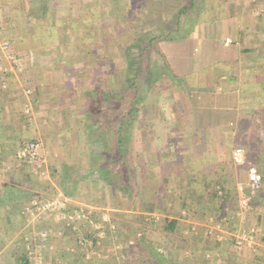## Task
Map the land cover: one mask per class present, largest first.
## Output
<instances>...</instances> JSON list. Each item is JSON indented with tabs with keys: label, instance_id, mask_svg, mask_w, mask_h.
<instances>
[{
	"label": "rangeland",
	"instance_id": "obj_1",
	"mask_svg": "<svg viewBox=\"0 0 264 264\" xmlns=\"http://www.w3.org/2000/svg\"><path fill=\"white\" fill-rule=\"evenodd\" d=\"M9 1L11 2V0ZM18 1H19L20 11L22 9L25 10V6L23 5L21 6V4H23L21 3V0H18ZM72 1L76 3L75 10L79 11V9L80 10L87 9L88 6L90 8L93 7V2L100 1V0H81L80 2H78V0H57V5L58 7H66V6H69V4L72 3ZM202 5H203V8L200 9V11L194 10V11L189 12V14L191 15L189 16V18L191 17L190 18L191 24H190L189 29L187 30L188 35L184 36L183 38L174 39L175 46H169L168 43L170 42L171 39H165L164 37L161 36L160 39L154 43V46L160 50H157L154 46L152 47L150 46V48L148 49V52H146L145 60L141 64L143 69L146 70L148 67H151V68H156V66L164 67L163 63L167 62L169 64V67H171L173 71H171L172 81L171 79H168L170 80L168 81L167 78H165L166 80H164L162 84L156 87L155 90L152 91L149 96L144 98V100H143L144 96H141L137 99L138 100L137 109H139V111L137 112L136 120L134 122L133 121L131 122L129 134H128V140H127V144L131 148V156H126V158H124L131 165L130 166L131 168H129V170L131 171V174H130V179H129V184H128L129 185L128 187L131 188L130 196L132 195L133 197V199H131V202H128L127 199H125L124 201L120 199L121 196H119V193L121 192L117 189V187L115 186V183H112L113 181H115L117 182V184L118 183L120 184L124 179L123 177L120 178V173H119V169L121 168V163L113 160L114 151H111L112 149L109 150L107 148L105 152H103L104 150L100 144V141H97L98 140L97 137L99 135L103 136L105 133H106L105 134L106 137L110 135L109 130L112 131L111 129H113L114 126L111 125L108 130L107 129L102 130L104 134H100L99 131L97 132L94 126L93 127V131H95L93 132L94 135L90 136L89 139H84L83 135L80 137L79 132L74 128V126L70 127V124L71 125L73 124L72 122H74V120L79 117L77 115L78 114L81 115L82 113L81 111L82 109H84L80 106H81L82 101H84L86 97L83 96L81 92L76 93L75 88L73 87L65 88L66 89L65 92L68 93V96L66 97L59 96L58 100L55 99V101L53 102H48L46 106L47 108L45 107L46 109H44V113L42 112L43 115L40 114L41 117L42 116L46 117V115H50V120L53 121L54 127L55 126L60 127L61 124H64V128L60 129L58 133L54 132V134L50 136L45 135L44 143L43 145L40 144V147H39L40 154L44 156V158L48 157L47 161L50 164V166L53 165L56 167V172H54L53 174L54 176H52V171H51V168L49 167L50 176L54 179V183H56V185L52 186L53 189H51L50 187H47L48 180L46 181L43 180L46 177L39 178L37 175V178H39L40 180H37V185L34 183L32 186L33 189H35L34 195L35 193L37 194L41 193V194H45L43 196H48L46 194L50 193L54 195L56 193H62L68 197L72 196L73 198H76L77 200H82L85 204L87 203L93 206L101 207L103 210V213L101 212L99 215L95 216L94 218L97 220L95 222L102 225L100 229L104 231L103 236H100L98 228L94 226H90V225L87 226L85 225L87 224L85 222L83 223V225H81L82 224L81 223L80 227L77 226L75 229L80 232L79 233L80 236H84L85 234H88V235L91 234L93 236L91 237L92 239L100 240V243H101V240H106L107 228L110 229V225L112 223L115 224L114 221H116L117 222L116 227L118 226V228H115L114 232L109 231L110 242L106 241V243L103 245L105 252L107 253L111 254L116 251L115 256H114L116 259L115 264H120V262L121 264H154L153 261L151 262V260L150 262L148 261H146L145 263H141V262H143L145 259H150L149 258L150 257V254H149L150 247L155 246L157 248H160L159 249L160 251H164L165 248H167L169 239L171 238L170 236H167L164 233H162L161 230H159L155 225L148 224L150 216L157 218L158 215H153L152 213H149L148 211V214L146 213L147 215L146 219H144L145 221L144 223H142L141 220H138V217L134 216L136 215L135 213L137 212V210H134L133 208L131 210V209L122 207L123 204L126 205L127 203L128 205H132V207H137L141 204H147L146 206H151L153 205L152 204L153 193L159 192L160 194H162L163 192H165V188L169 186V184L171 183H173V185L176 184L175 189L178 190L180 185L182 184L181 183L179 185L176 179L173 180L172 173L175 170L169 173V175L167 174V171H168L167 169H170V168L168 167V163L166 162L167 161L166 159L165 160L163 159V163H162V168L165 174L163 176L162 175L155 176L153 174L154 167L150 166L151 157L154 158L153 154L158 153V152H160L161 155L165 154L166 148L163 147L160 151L156 146L154 150H151L150 148L151 146L149 147L151 142L148 136L150 135L151 130H148V129L154 128V130L156 129L157 131V127L159 126L170 125V123H168V119H172V122H171L172 126L173 125L178 126L179 124L185 125L184 121L182 120L183 118H178V116H175V118H170L167 116L169 112L171 113L178 112V115H179L181 110L182 111L183 110L192 111L194 109L200 117L199 122H202L203 115H208V116L214 115V119H215L216 116L217 117L219 116L218 113H220L222 110L221 106L231 104V101L234 100L233 98L235 97V94L227 95V93H225V88L228 87V85L224 83L226 82V80H222L219 78L220 76L219 73L221 71L222 73H225V71L227 73L228 71V69L223 64V62L217 59L218 57H221L223 53H225V55L229 53V48L226 47L224 43L222 44L220 42L217 43L213 41L212 45L208 44L211 49V53L208 52L207 56L211 59V61L204 60V63H203L204 67L200 68V70L195 69V58H194L195 55L192 53L195 42L193 45H191L192 44L191 38H194L195 36H197V35H194L195 34L194 31L196 32V29H195L196 25L199 26L200 24H203V22L205 21V18L207 19L208 17H210L212 20V19H215L214 18L215 16L219 17L221 14H225V15L226 14H237L239 15V17H241V19H244L245 21L244 23H247V25L250 26L249 29H251L252 31L257 30L258 33L259 32H261L262 34L264 33V0H231V1L207 0L205 2H202ZM5 6H8V5H5ZM8 10L11 11V6L8 9L6 8V11ZM94 12L96 13V23L100 24L101 23L100 22L101 7L100 6L94 7ZM3 15L4 14H2L1 6H0V66H4V64H12V65H17V67H19L18 66L19 63L20 64L22 62L26 63L27 58L25 59L24 55L21 54L22 50H25L26 52H28L29 49L39 51V52L40 51L41 52L50 51L49 52L50 59L49 58L43 59L47 61H50V60L53 61L57 57L58 51H60V53H62V55L64 56L65 61L68 62V65L71 64L70 66L73 68V73L76 72V69H79V70L81 69V71L79 72L80 74L79 77L82 76L84 79H86L87 82H90L89 84L93 83L94 65H92L90 62H89L90 64L86 65L85 67L84 65H81L84 62L85 58L83 57V54L81 52L79 53L77 50H75L74 46H72L69 43L65 44V46H62V44L60 45L61 39L60 37H58L56 38L57 40H54L51 43H58L60 45L59 46L60 48L52 52L49 47V45L51 44L50 41L48 39L46 41L45 39L46 37L40 38V35L35 34V33H38V31L36 30V32H34V30L32 29L34 28V26L36 27L37 23L41 21H38V22L35 21L32 28H30L28 34L26 36L25 35L22 36L20 35V33H18L20 30L19 28L20 25L18 24V22L17 21L8 22L6 21L7 17ZM55 15L57 16L58 14L55 13ZM31 19L32 18L29 19L26 17L25 20H31ZM9 24H10L9 27L4 28V26L9 25ZM128 24L131 25L130 23ZM28 25L31 26L30 23ZM154 26H157L158 31L156 29L154 30L151 29L152 30L151 36H157L160 34L163 35L167 33L165 32L164 27L162 25L154 24ZM154 26H151V28ZM10 27H13L15 36H9ZM253 27H256V28L254 29ZM40 28H43V27H40ZM125 28L127 29L128 33L124 32L123 33L124 37H129V34H132L135 36L136 34L134 32L135 29L132 30L131 26H126V25H125ZM216 32H218L217 35H215L214 31L208 35L212 37L211 40L215 39L216 36L218 35L221 38L222 37L225 38V35L227 34L230 37L237 36L234 26L223 27L221 29H218ZM31 35L36 36V37L31 38ZM100 36H101L100 29L99 30L97 29L95 33V38L99 40ZM251 37H253L252 34H251ZM10 39H13L12 43L9 41ZM150 39H151L150 36L144 38L143 44L141 47H144L146 43L150 41ZM184 39H187V40H184ZM131 40H134L132 36L127 38V40L125 41L131 44ZM6 43L8 44V46L6 49H4V46ZM181 45H184V46H181ZM231 48H233V46H231ZM167 52L171 53V54H168L169 62L167 60ZM29 55L33 57L35 56V58L37 57L36 52H34V54L30 53ZM11 56H14L15 58L12 59ZM38 56H41V54L39 53ZM138 59L139 58L137 55V57L129 58V61L131 60L137 61ZM121 63H124V62H121ZM201 65L202 63H200V66ZM60 67H62L61 68V72H62L63 64L60 65ZM19 69H22V67H19ZM19 69L16 68L17 71H22ZM198 72L201 75H203V79H200V82L203 83L202 85H199L201 83H196L197 80H199V77L201 76L200 74L197 77L195 76L196 73ZM249 72L257 74V77L260 76L262 78L263 76L264 78V69L262 67L260 69L256 67L255 65H253V67L249 70ZM174 74H177L180 77L174 79ZM187 74L191 77L187 78ZM61 76H62L60 78L61 84H63L62 86H65L66 84H65V81L63 80L64 79L63 75L61 74ZM189 78L191 80V84H190V80H188ZM207 79L213 82L209 84L208 81L206 82ZM68 81L72 82L73 80L70 79ZM139 81H140V84L141 82H143L142 79H140ZM192 84L194 85L192 86ZM218 85L221 86V90H217L219 88ZM32 87H34L32 84L25 85V88L27 90L30 89V92H32ZM257 87L259 86H255L254 88H257ZM126 90H128L127 91L128 96L125 99V101L119 105V108L115 112V114L117 115L119 114V116L127 114V108L129 107L130 101L133 97L134 90L132 89L129 90L127 88ZM159 91H161L162 93L157 95ZM240 91L242 93L245 92L243 84H240ZM46 98H48V100L51 99V97H48V96ZM178 100H179V103L177 102ZM263 104L264 103L257 102L256 107H257L258 115H260L262 112V110H259V107H262ZM204 106H209L210 108L208 109ZM108 112H112V111L108 110ZM164 115H165V119H164ZM128 116L130 118V115ZM67 124H69L68 128H66ZM145 131L149 132V134L143 135L142 132H145ZM258 134H257V138L256 139L253 138V140L250 138L251 136H253L251 134H250V137L248 134H244V133L239 134V136H237L238 139L236 142L234 139V141L232 142L230 141L231 143H229L230 145H233L232 154L235 148L237 147L244 148L245 156H246L245 164H248V167L249 165H253V164L247 163L251 161V156L248 153H246L252 149L250 144L255 143V142L258 143L259 145H261L262 142L264 144V132L261 131V133H258ZM187 136L190 138L193 136V139H191V143L189 144L190 149L193 151H191L189 155L197 154L198 156H200V155L205 154L204 156L205 158L201 160V159H198L199 157L197 158V155L194 156V158L190 156L188 158H184L183 156L182 162L186 163V166L182 167L179 170H181V173L183 174L185 172V175L187 176L186 180L191 174H197L198 171L202 170L203 174L209 175L210 179L215 181L216 172H217V169H219L215 165V157H216V146L215 145L217 144L216 140L218 136L212 135V134L208 135V141H206L205 143V146L207 148H205L204 150L201 149L200 147L201 142H199L205 139L204 135L199 136V134L197 133V134H193L192 136H189V135ZM58 137L61 138V141L67 140L72 143L74 142L73 144L76 145V147L73 149H64L65 161H67V166H69V169L66 170V172L69 174L68 177H66L64 173L65 169L62 170V167H61L62 164H60L59 159L57 158L59 156L57 155L56 157V154L55 156H53L52 154L53 152H55L56 148L53 149V147H51L52 146L51 143L53 142L55 143ZM106 139L108 143H110L111 145L113 144L114 146L115 141H116V135L113 134L112 132L111 138L107 137ZM27 141L29 140L27 139ZM173 141L176 142L177 145H179V137L175 136ZM46 142H49V145H46ZM39 143H41V141ZM229 144H228V147H230ZM61 146H63L62 143H61ZM17 148H15L14 146V149L12 150V153H11V156H14V161L16 160L15 152ZM174 149L175 150H172V153H174V157H175L176 155L178 156V152H181L182 149L179 150L177 146H175ZM7 152L10 154L11 151L8 150ZM102 152L104 154H101ZM174 157L173 158L171 157L170 159H175ZM70 159L72 160V162L69 161ZM201 161L202 162L205 161V162L201 164ZM13 163L15 165V163H17V160L16 162H13ZM18 166L19 165H17L16 168ZM5 168L6 167H2V166L0 167V172H1L0 176L4 172ZM98 168H102L104 171L101 172V174L96 173V171L94 172L95 174H90V172L93 169L97 170ZM229 174H230L229 172L225 174L227 178L225 179L229 180L226 183L227 185L231 186L230 180L232 179V177L229 176ZM32 180L33 179H30L31 182ZM233 182H235V178H233ZM20 184L22 186H25V184L23 183H20ZM263 184H264V180H263ZM191 187L195 188V186H191ZM203 189L204 188L201 187V190ZM261 189L262 188H259L254 192L255 196H254V193L251 196L250 202L252 203L250 204V207L247 209H242L241 206L239 205L241 211H239L240 214H238L239 212L236 214L238 216L240 215L239 218L241 219V221L243 220L242 221L243 227L241 226L240 227L241 229L235 232L236 237L237 235H240L241 233L245 231L247 234H249L250 232L254 236L252 239L253 242L251 244L243 243L240 248L237 247L235 239L234 241L227 240L228 242H226L228 252L229 251L234 252V249L236 247L240 255H242L241 257L250 258V257H254V255L257 254V256H255L257 258L254 257L255 258L254 263L252 264H263L261 260L264 258V241L262 240L261 238L262 236H260L258 227H257V225L258 226L261 225V223H259L261 221L259 219V216L257 217L258 219L254 218L257 216V213H260V214L264 213V203H263L264 200L260 192ZM38 190L40 193L38 192ZM199 197H200L199 195L197 196V198L196 196L192 197L193 199L195 198L194 203L195 202L197 203L200 200ZM79 206L84 208L87 211V208L85 206H82L81 204ZM185 208L187 209L188 206L186 205ZM193 208H191L190 215H189L191 216L192 220L200 215L199 212L195 211V208L194 209ZM104 217L107 218L108 221H104L103 220ZM216 217L218 216H214V220L211 221L210 224L208 225L210 227V231L208 232V234L205 233L203 235L204 237H202L201 241L196 240L197 239L196 236L199 237L202 235L201 229L191 228L193 231L192 233V231H189V229L185 228L186 232L184 231V234L188 235L187 236L188 238H185L183 240L186 246V249H183V250L182 248L175 249L173 251V254L171 253V256L173 255L177 256L178 261L182 263H191V262L197 263L198 261L204 263L203 262L205 261L204 252L202 251L201 253H197L193 255L192 251L195 248L200 250L202 247H204V244L207 243V240L211 241L209 236L214 235V233L218 232L215 235L218 239H220V237L222 236L223 237L225 236L224 234H222L223 229H224L223 224H222V230H219V228L217 227V224H219L220 221L216 220ZM261 217H263V215H261ZM102 220L104 222H102ZM141 225L143 226L142 229L144 231L140 230L137 232V228L142 227ZM65 228L68 229L71 227L65 226ZM40 229H46V228L38 227V228H35V231H38ZM123 230H125V232ZM119 233H122V234H119ZM141 233L145 234L146 236L144 243L140 239ZM29 235L30 234H28L27 236ZM178 237L183 238V236H181L180 234L178 235ZM119 238L123 241L126 240V244H123L120 247L115 248L113 245V240L114 239L117 240ZM19 239L20 238L18 236L16 238V241H18ZM130 241H133V243H130ZM212 243L214 244L213 239H212ZM109 244L110 245L112 244V245L109 247ZM126 249L128 251L127 253H124L123 251ZM120 250L122 251V255H124V258L119 257ZM186 250H191V251H189V253L187 254V253H184ZM216 252H217L216 249H214L213 252H210L209 255L207 256V259H209V261L216 262L215 261ZM166 255H169V254H166ZM185 255L187 257H183ZM188 257H190L189 258L190 261H188ZM196 259L197 261H195ZM138 260H142V261L137 262ZM241 263H245V262H241ZM230 264H234V263H230Z\"/></svg>",
	"mask_w": 264,
	"mask_h": 264
},
{
	"label": "crops",
	"instance_id": "obj_2",
	"mask_svg": "<svg viewBox=\"0 0 264 264\" xmlns=\"http://www.w3.org/2000/svg\"><path fill=\"white\" fill-rule=\"evenodd\" d=\"M28 2V0H21V3H23L21 6L29 4ZM17 4L19 5V1ZM0 6L1 12L4 14L3 16L7 17L6 21L8 22H16L18 21L17 19L26 22V17L29 19L31 18L25 14V10H16L15 0H11V2L9 0H0ZM10 6L11 11H6V8L8 9ZM214 18L215 19H212L213 21L210 17L207 19L205 18L203 24H200L199 26L196 25L195 27L196 32L194 31V35L197 36L191 38V45L195 42L192 52L195 55V69L200 70V68L204 67V60L211 61V59L207 56L208 52L211 53V49L208 44L212 45L213 41L217 43L220 42L222 44L224 43V45L229 48V53L227 55L223 53V55L217 59L223 62L228 71L227 73L226 71L225 73H222L221 71L219 73V78L226 80L224 83H226L228 87L225 88V93H227V95L235 94V97L233 98L234 100L231 101V104L221 106L222 110L218 113L219 116H216L215 119L214 115H203L202 122H199L200 117L194 109L192 111L181 110L179 115L178 112H169L167 116L170 118H175V116L183 118L182 120L185 125L179 124L178 126H172V119H168V123H170L171 126H159L157 127V131L156 129L154 130V128L148 129L151 130L150 135H148L151 142L149 145V147L151 146V150H154L156 146L160 151L163 147L166 148V150L164 149L166 152L165 154L161 155L160 152H158L153 154L154 158L151 157L150 166L154 167L153 174L155 176H163L165 174L162 168V163L163 159H166L168 167L170 168L167 169V174L169 175V173L175 170L172 173L173 180L176 179L179 185L182 183L178 190L175 189L176 184L174 183L175 185H173V183H171L165 188V192L162 194L159 192L153 193L152 204L155 205V209H152L149 213L158 215L157 217L169 216L171 218L179 219L181 224V236H183V238H188V235L184 234L185 228L189 229V231H192L193 228L201 229L202 235L199 237L196 236V240L200 241L202 237H204L203 235L205 233L208 234L210 231V227L208 225L214 220V216L220 215L219 217H216V220H219L223 224L224 229L222 234L225 236H222L220 240L215 236L218 232L214 233V235H210L209 237L211 241L207 240V243H205L204 247L200 250L197 248L193 249V255L203 251L205 254V261L203 262L205 264H221L223 261L234 264H252L254 263V259L257 258L255 257L257 254L254 255L255 258H244L241 257L242 255H240L239 251L235 247L234 254L233 251H229V256L223 257L221 256V251L228 252L226 242L234 241V239L236 240L235 232L239 231L241 226L243 227V220L241 221L239 218L240 215H236L239 211H241L239 207V187L244 188V190L248 193L250 192L248 164L239 165L234 162L232 154L233 145H230L229 143L234 141V139L236 142L239 134H248L249 137L251 134L253 136L250 138L253 140V138H257L258 133H261V131L264 132V104L262 107H259V110H262L260 115L257 114L256 107L257 102L264 103V78L263 76L262 78L260 76L257 77V74L249 72L253 65L260 69L261 67L264 69V33H258L257 30L252 31L249 29L250 26L247 25V23H244V19H241V17L237 14H221L219 17L215 16ZM230 26H234L237 33L236 37H230L227 34L225 35V38H221L218 35L215 39L211 40L212 37L208 36L213 31L215 32V35H217L218 32L216 31L218 29ZM19 28L20 30L18 33L23 35L21 26ZM253 28L255 29L256 27ZM251 34L253 37H251ZM227 37L231 38V42H226ZM168 45L175 46L174 40H170ZM231 46H233V48H231ZM28 52L25 50L21 51V54L24 55L25 59L27 58L26 63L22 62V69H19L17 65L12 64L3 63L4 66H0V167H6L0 176V264H23L21 260L23 258L22 253L25 250L26 236L34 233L35 228L38 227L46 228L50 233V245L49 248L45 250L46 264H115L116 259L114 256L116 251L110 254L105 252L103 247L106 241L110 242L108 237H106V240H101V243L99 244L97 243L98 240H96V245L93 246V248H84V246L76 244L78 237L80 236V232L75 228L67 229L63 227L62 222L57 215H48L44 221L36 223L31 221L29 216L23 211V204L34 195L35 189L32 187L33 184L35 183L37 185V180H40L39 178L41 177L38 176L39 178H37V174H35L27 165L23 163L17 161L14 165L13 162H16V160L14 161V156H11L12 150L14 149V146L15 148L19 147L20 144L27 141V139L36 140L38 142L41 141L39 144L43 145L45 135L50 136L54 134V132L58 133L60 129H63L64 124H61L60 127H54L53 121L50 120V115L41 117L40 114L43 115L42 112L44 113V109L47 108L46 106L48 102H53L55 99L58 100L59 96H68V93L65 92L66 87L61 84L60 78L62 77V67H60L57 63H54L52 60H43L49 58L50 51L39 52L29 49ZM34 52L37 53L36 58L35 56L33 57L29 55L30 53L34 54ZM39 53L41 56H38ZM58 53H60V51H58ZM168 54L171 53L167 52V60L169 62ZM200 63H202L201 66ZM16 68L22 71H17ZM200 73H196L195 76L197 77ZM177 77L180 76L177 75ZM188 77L191 76L187 74V78ZM200 79H203V75L199 77V80H197L196 83H201ZM188 80H190V78ZM207 81L209 84L213 82L209 79H207L206 82ZM27 84H32L34 86L32 87V92L30 93H28L25 88V85ZM202 84L203 83L199 85ZM240 84L244 85V93L240 91ZM193 85L194 84H192V86ZM255 86L259 87L254 88ZM218 87L219 88L217 90H221V86L218 85ZM47 96L51 97V99L48 100V98H46ZM177 102L179 103V100ZM204 107L208 109L210 108L209 106ZM68 127L69 124H67L66 128ZM70 127H72L71 124ZM197 133L199 136H205L203 141H199L201 142L200 147L203 150L207 148L205 143L208 141V135L212 134L218 136L216 140L217 144L215 145V165L219 169H217L216 172L215 181H218V183L215 189L220 188L222 185L220 181L223 182V180L227 179L225 174L228 172L230 173L229 176L232 177L230 180L231 186L236 184V195L231 198V201L225 206V209L220 212H212V208H215L218 204L215 205L213 202L212 192L214 186L212 187L209 183L212 181L209 175L203 174L202 170L198 172L201 177L205 178V180H203L204 185L207 186L209 184V188L201 190L202 194L199 197L200 200L197 203H194L195 198L193 199L192 197L196 196L197 198L198 190L188 184L189 180L188 178L186 180L187 176L185 175V172L183 174L181 173V170H179L186 166V163L182 162L183 156L184 158H188L189 156L194 158V156L197 155H189L191 151H193L189 147L191 139H193L192 135ZM142 134H149V132L145 131L142 132ZM187 135L192 137L190 138ZM175 136L179 137V145L173 141ZM53 143H51V147H53V149H57H55V152L52 153L53 156L56 154L57 157L58 155L59 157L57 158L59 159L60 164L67 165V161H65L64 149H73L76 145L73 144L74 142L72 143L67 140L61 141L60 137L56 139L54 144ZM61 143L63 146H61ZM228 144L230 147H228ZM46 145H49V142H46ZM175 146H177L179 150L182 149L181 152H178V156L176 155L177 157H174V153H172V150H175ZM250 146L252 149L250 151L247 150L248 152L246 153L251 156V161L247 163L255 165L264 177V144L262 142V144L259 145L255 142L251 143ZM8 150L11 151L10 154L7 152ZM204 156L205 154L200 156L197 155V158L199 157L198 159L202 160L205 158ZM171 157H174L175 159H170ZM47 158L48 157L45 158V161L47 163L48 173L45 176L46 178L43 180H48L47 187L53 189L52 186L56 185V183H54V179L50 176V168L52 176H54V166H50ZM69 161L72 162L71 159ZM204 162L205 161H201V164ZM17 165L19 166L16 168ZM233 178H235V182H233ZM30 179H33L32 182ZM227 181L229 180H226V182ZM20 183L25 184V186H22ZM260 188H262L260 192L264 200V184ZM43 195L45 194L35 193L34 196ZM46 195L51 196L52 194L49 193ZM119 196H121V193H119ZM69 197L72 201L71 206H79L81 204L82 206H85L87 210L91 211L94 217L99 215L101 212L103 213L101 207L93 206L87 203L85 204L82 200H77L72 196ZM120 199L124 201L126 198L120 197ZM251 203L252 202H250V204ZM186 204L188 206L187 209L185 208ZM146 205L147 204H144L145 207ZM122 207H125V204H123ZM193 207L200 215L192 220L189 215L191 208ZM146 213L148 214V211L144 212V214ZM238 214H240V212ZM261 215H263V217H261ZM258 216L261 221L259 222L261 225H257V227L259 234L262 236L261 238L264 241V213H257V216L254 218L258 219ZM78 226L80 227V225ZM18 236L20 239L16 241ZM212 239L214 242H220L219 249L214 247ZM123 244H126V240L123 241L120 238L113 240L115 248L120 247ZM111 245L109 244V247ZM72 246L76 248L74 250H70ZM181 248L182 250L186 249L182 240L170 238L167 248H165L163 252L169 254L166 255L169 258H177L175 255L171 256V253L173 254L175 249ZM214 249L217 250L215 253L216 262L209 261V259H207L209 253L213 252ZM189 251L191 250H186L184 253L188 254ZM123 252L126 253L125 250ZM232 254L234 256L231 257ZM119 257L124 258L121 250L119 252ZM183 257L187 256L185 255ZM189 258L190 257H188V261H190Z\"/></svg>",
	"mask_w": 264,
	"mask_h": 264
},
{
	"label": "trees",
	"instance_id": "obj_3",
	"mask_svg": "<svg viewBox=\"0 0 264 264\" xmlns=\"http://www.w3.org/2000/svg\"><path fill=\"white\" fill-rule=\"evenodd\" d=\"M28 1L29 4L25 5V14L32 19L26 20V22L17 19L18 24L22 28L23 35L26 36L28 34L35 21H41L32 29L34 32H36V30L38 31V33H35L36 35H40V38L46 37V41L48 39L50 43L60 37V45L62 44V46H65V44L69 43L74 46L75 50L83 54L85 60L81 65H84V67L90 63L94 65V81L89 84L90 82H87L82 76L79 77L81 69H76L77 73H73V68L70 66L71 64L68 65L62 53H58L57 57L53 60V62L58 65L63 64L62 75L66 84L64 87H73L76 93L81 92L83 96L86 97L80 106L84 108L81 111V115L78 114L77 116L79 117L72 122V126L79 132L80 137L83 135L84 139H89L90 136H93V132H95L93 131L94 126L96 131H99L100 134H104L102 130H108L111 125L114 126L113 129H111L112 131L109 130L110 135L107 136L111 138L112 132L116 135L114 146L106 141V133L103 136L99 135L97 141H100L104 150L103 152H105L107 148L109 150L112 149L111 151H114L113 160L121 163L119 173L120 178L123 177L124 179L120 183L121 185L119 183L117 184L115 181L112 183H115V186L121 192V197H125L128 202H131L133 197L132 195L130 196L131 188L128 187L131 174L129 168H131V165L124 158H126V156H131V148L128 146L127 140L131 122L136 120V115L139 111V109H137V99L144 96V100V98L149 96L156 87L166 80L165 78H167V80L172 78V69L167 62L163 63L164 67H148L146 70L143 69L141 64L145 60L146 52H148L150 46H154V43L159 40L161 36L165 39L174 40L188 35L187 30L191 24V17L189 18L191 15L189 12L194 10L200 11V9L203 8L202 2L207 0H100L93 2V7L90 8L88 6L87 9H79V11L75 10L76 3L74 1L66 7H58L57 0ZM80 1L81 0H78V2ZM17 3L18 1L15 0V8L16 10H20ZM96 6L101 7L100 24L96 23V13L94 12V7ZM55 13L58 15L56 16ZM29 23L31 26L28 25ZM154 24L162 25L167 33L151 36V29H156L158 31L157 26H154ZM125 25L131 26L132 30L135 29V36L129 34V37L132 36L134 38V40H131V44L125 41L129 37H124L123 35L124 32H127ZM9 26L10 24L4 26V28ZM151 26L154 27L151 28ZM97 29H100L101 33L99 40L95 38ZM9 30V36H15L13 28L10 27ZM149 36L151 37L150 41H148L144 47H141L143 39ZM34 37L36 36L31 35V38ZM12 40L13 39H10L9 41L12 43ZM60 45L58 43H51L49 47L53 52L56 49L58 50ZM156 49L160 50L158 48ZM137 55L139 58L137 61H129V58L137 57ZM136 64L140 65L137 66ZM176 78L179 77L174 74V79ZM70 79L73 81H68ZM140 79L143 80L141 84L139 81ZM126 88L134 90L133 97L127 108V114L119 116V114L117 115L115 112L128 96V90H126ZM162 92L159 91L157 95ZM108 110L112 112H108ZM128 115H130V118ZM103 152L101 154H104ZM63 169H65L64 173L66 177H68L69 174L66 170L69 169V166L62 165V170ZM95 171L101 174L104 170L102 168H98L97 170L93 169L90 174H95ZM54 172H56L55 166L53 168V173ZM198 172L188 177V184L190 186H195L200 196L202 194L201 187L204 189L209 188V184L207 186L204 185L203 180H205V178L200 177ZM209 183L211 186H214L212 192L213 202L215 205L218 204V206L212 208V212H220L225 209V206L231 201V198L236 195V184L229 186L226 181L223 180V182L220 181L222 184L220 188L215 189L218 181L212 180ZM154 206L155 205L145 207L144 204H141L137 207H132V205H128L127 203L125 208L137 210L134 216L138 217V220L144 223V219H146L147 216L144 212L155 209ZM219 216L220 215H218V217ZM114 222L115 225H117V222ZM148 224L155 225L162 233L171 238L182 241L185 239L178 237V235H182V233L180 220L177 218H171L169 216H159L156 218L150 216ZM116 228H118V226ZM142 228L143 226L138 227L137 232L140 230L142 231ZM109 231L114 232V230L107 228L108 239L110 238ZM123 231L125 232V230ZM85 236L88 238L93 237L91 234H86ZM145 238V234L141 233L140 239L143 243ZM93 241L96 242V239H93ZM214 247L220 248V242L215 241ZM127 251L126 249L125 252L127 253ZM149 254L150 259H145L141 263H145L146 261L150 262L151 260L154 264H205L200 261L197 263H182L178 261L177 258L167 257L163 251H160L159 248L155 246L150 247ZM233 254L231 257L234 256ZM221 255L229 256V252L221 251ZM22 256V263L27 264L29 259L26 250H24ZM142 260H138L137 262ZM195 261H197V259ZM261 261L264 264V258ZM230 263L231 262H229V264ZM221 264H228V262L223 261Z\"/></svg>",
	"mask_w": 264,
	"mask_h": 264
},
{
	"label": "built area",
	"instance_id": "obj_4",
	"mask_svg": "<svg viewBox=\"0 0 264 264\" xmlns=\"http://www.w3.org/2000/svg\"><path fill=\"white\" fill-rule=\"evenodd\" d=\"M226 42H231V38L227 37ZM8 44L6 43L4 49H6ZM14 59V56H11ZM19 67L22 63L18 64ZM30 93V89L27 90ZM29 111V110H28ZM40 144L36 140L25 141L17 148L15 152V158L18 162L27 165L35 174L39 177L44 178L47 175L48 167L45 158L39 152ZM233 160L236 164L244 165L246 163L245 150L242 147L235 148L233 152ZM248 177H249V187L250 192H246L244 188L239 187V203L242 209H247L250 207V198L253 193L259 189L263 184V174L255 165H249L248 167ZM71 198L62 194L56 193L51 196H32L23 204V211L26 213L31 221L41 222L44 221L48 215H57L62 222L63 227L69 226L71 228H76L78 225L94 226L99 229L100 236H103L104 231L101 230V226L92 212L86 211L80 206H71ZM104 221H108L107 218H103ZM102 220V222H104ZM219 230H222V223L217 224ZM110 228L114 230L116 225L112 223ZM253 234L245 232L237 235L236 245L238 248L241 247L243 243L251 244L253 241ZM222 238V237H220ZM50 233L46 229H40L34 231V233L26 236L25 250L27 252V257L29 262L27 264H46L45 250L49 248ZM97 240V239H96ZM100 243V240L97 242ZM133 243V241H130ZM77 245L84 246V248H93L96 243L91 238H86L84 236H79L76 242ZM76 247L70 248L74 250Z\"/></svg>",
	"mask_w": 264,
	"mask_h": 264
}]
</instances>
